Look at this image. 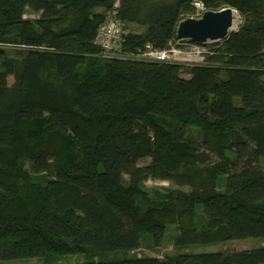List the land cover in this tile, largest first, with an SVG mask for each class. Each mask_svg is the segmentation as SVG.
<instances>
[{
  "label": "trees",
  "instance_id": "16d2710c",
  "mask_svg": "<svg viewBox=\"0 0 264 264\" xmlns=\"http://www.w3.org/2000/svg\"><path fill=\"white\" fill-rule=\"evenodd\" d=\"M151 1L0 0V261L159 245L170 223L183 246L264 238V0ZM194 1L242 17L205 65L99 56L110 13L147 26L127 50L165 48ZM73 264H264V247Z\"/></svg>",
  "mask_w": 264,
  "mask_h": 264
},
{
  "label": "rangeland",
  "instance_id": "374dc122",
  "mask_svg": "<svg viewBox=\"0 0 264 264\" xmlns=\"http://www.w3.org/2000/svg\"><path fill=\"white\" fill-rule=\"evenodd\" d=\"M156 1L152 0L148 4H156ZM157 7V5H155ZM99 11H102L103 8H98ZM237 14V21L235 25L238 29L239 25L242 22L241 15L234 10ZM191 14V13H189ZM189 14L183 15V18H188ZM27 17L34 18L37 17L36 13H27ZM240 22V23H239ZM125 24V22H124ZM126 29L130 34H136L144 31L147 26L138 23V22H126ZM9 47L0 46L1 50L7 49ZM146 62V61H145ZM149 160L140 161V165H145ZM261 164L264 170V159L261 160ZM146 188L166 190L168 188H179L180 186L175 185L169 180H162L151 178L145 183ZM183 189L188 190L187 187H182ZM202 218L201 211L199 212L198 222ZM179 235L178 225L175 223H170L165 232V236L159 245L155 244L152 241V237L147 235L145 237L142 247L132 251H114L108 253H98V254H68V255H49L48 257H30V258H21L8 261H0V264H73L80 263L87 260H117V259H127L135 256H149V257H158L163 258L168 255H176L179 253H200V252H214V251H224V252H234L241 250L254 249L258 247H264V238L261 237H251L246 239L239 240H229L222 243H209V244H192V245H180L176 243L177 237Z\"/></svg>",
  "mask_w": 264,
  "mask_h": 264
},
{
  "label": "built area",
  "instance_id": "2783aa9c",
  "mask_svg": "<svg viewBox=\"0 0 264 264\" xmlns=\"http://www.w3.org/2000/svg\"><path fill=\"white\" fill-rule=\"evenodd\" d=\"M208 11L201 1L193 2V12L188 18L200 19ZM186 19V18H185ZM126 25L110 13L97 31L95 42L100 48L99 56L105 60L116 58L136 59L147 62H166L188 67L205 65L212 54L210 46L188 42L183 39L170 41L165 48L147 44L136 51L126 49Z\"/></svg>",
  "mask_w": 264,
  "mask_h": 264
},
{
  "label": "water",
  "instance_id": "95a60500",
  "mask_svg": "<svg viewBox=\"0 0 264 264\" xmlns=\"http://www.w3.org/2000/svg\"><path fill=\"white\" fill-rule=\"evenodd\" d=\"M235 31L234 10L226 7L218 11L208 10L200 19H183L178 24L177 36L188 42L211 45L221 42Z\"/></svg>",
  "mask_w": 264,
  "mask_h": 264
},
{
  "label": "bare ground",
  "instance_id": "6f19581e",
  "mask_svg": "<svg viewBox=\"0 0 264 264\" xmlns=\"http://www.w3.org/2000/svg\"><path fill=\"white\" fill-rule=\"evenodd\" d=\"M237 13L236 12H234V18H235V22L237 21V15H236ZM240 23V22H239Z\"/></svg>",
  "mask_w": 264,
  "mask_h": 264
}]
</instances>
